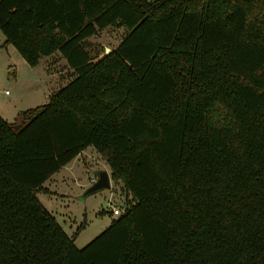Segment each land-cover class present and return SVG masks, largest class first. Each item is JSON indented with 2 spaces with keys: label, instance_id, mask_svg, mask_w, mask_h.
I'll return each mask as SVG.
<instances>
[{
  "label": "trees",
  "instance_id": "trees-1",
  "mask_svg": "<svg viewBox=\"0 0 264 264\" xmlns=\"http://www.w3.org/2000/svg\"><path fill=\"white\" fill-rule=\"evenodd\" d=\"M0 30L74 73L0 114V264H264V0H0ZM90 145L125 205L78 248L36 192Z\"/></svg>",
  "mask_w": 264,
  "mask_h": 264
},
{
  "label": "rangeland",
  "instance_id": "rangeland-1",
  "mask_svg": "<svg viewBox=\"0 0 264 264\" xmlns=\"http://www.w3.org/2000/svg\"><path fill=\"white\" fill-rule=\"evenodd\" d=\"M126 32L123 26L110 25L86 38L84 43L92 56L101 57L106 53L105 48H114ZM72 74L73 70L59 52L30 66L17 49L5 41L0 30V114L4 118L14 120L19 111L45 103L47 96L66 85ZM85 155L87 166L79 157L73 163V170L64 168L59 174L57 171L42 184L49 192H36L38 200L65 232L75 236L78 248L84 247L117 217L112 213L114 207L125 205L120 180L111 179L109 188L85 194L90 186L89 175L101 169L110 170L93 146L87 148Z\"/></svg>",
  "mask_w": 264,
  "mask_h": 264
},
{
  "label": "water",
  "instance_id": "water-1",
  "mask_svg": "<svg viewBox=\"0 0 264 264\" xmlns=\"http://www.w3.org/2000/svg\"><path fill=\"white\" fill-rule=\"evenodd\" d=\"M106 52L110 51V47H106L105 48ZM95 180L93 181V183L86 189L85 194H88L90 192L99 190V189H103V188H109L111 183V175L108 173V171H106L105 169H101L99 171H97V173L95 174Z\"/></svg>",
  "mask_w": 264,
  "mask_h": 264
},
{
  "label": "crops",
  "instance_id": "crops-1",
  "mask_svg": "<svg viewBox=\"0 0 264 264\" xmlns=\"http://www.w3.org/2000/svg\"><path fill=\"white\" fill-rule=\"evenodd\" d=\"M57 53V52H56ZM56 53H54V54H52V55H50V56H47V57H45V58H48V57H51V56H53V55H55ZM62 56V55H61ZM62 58H63V60H65V58L62 56ZM65 62H66V60H65ZM71 77H73V74L71 75ZM2 115V114H1ZM6 120H8V121H13V120H9V118H5ZM89 146H87L84 150H82L77 156H75L72 160H70L67 164H65V165H63L62 167H60L57 171H58V174L60 173V171L61 170H63L64 168H66L65 170H73L74 168H75V164H73L76 160H79L78 158L79 157H82V159H83V162H84V165H86L87 166V164H86V162H87V160H86V158H85V152H86V150H87V148H88ZM92 151V150H91ZM96 152V151H95ZM85 159V160H84ZM86 161V162H85ZM73 164V165H72ZM77 164V163H76ZM69 168V169H68ZM106 170V169H105ZM56 171V172H57ZM106 171H108V170H106ZM56 172H54V173H56ZM53 173V174H54ZM108 173L110 174L111 172H110V170L108 171ZM52 174V175H53ZM51 175V176H52ZM111 175V174H110ZM50 176V177H51ZM49 177V178H50ZM95 177H96V175L95 174H93V175H89V177H88V185H91L92 183H93V179H95ZM48 178V179H49ZM59 179V178H58ZM112 179V178H111ZM46 181V180H45ZM44 181V182H45ZM110 183H111V180H110ZM121 185H123L122 184V182L120 183Z\"/></svg>",
  "mask_w": 264,
  "mask_h": 264
},
{
  "label": "built area",
  "instance_id": "built-area-1",
  "mask_svg": "<svg viewBox=\"0 0 264 264\" xmlns=\"http://www.w3.org/2000/svg\"><path fill=\"white\" fill-rule=\"evenodd\" d=\"M7 92V91H6ZM95 179H93L92 181H94ZM123 212V208H120V207H114L113 209H112V213L114 214V215H120L121 213Z\"/></svg>",
  "mask_w": 264,
  "mask_h": 264
}]
</instances>
